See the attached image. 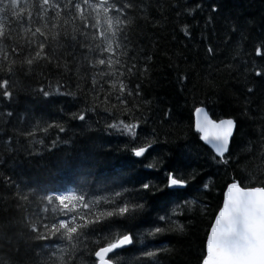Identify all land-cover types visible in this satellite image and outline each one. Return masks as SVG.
I'll list each match as a JSON object with an SVG mask.
<instances>
[{
  "label": "snow or ice",
  "instance_id": "obj_1",
  "mask_svg": "<svg viewBox=\"0 0 264 264\" xmlns=\"http://www.w3.org/2000/svg\"><path fill=\"white\" fill-rule=\"evenodd\" d=\"M189 3L194 6L172 5L174 11L180 9L176 11L177 17H184L180 32L191 37L195 27L192 21L205 10L210 13L206 25L217 19L225 22V28L231 24L233 33L239 31L242 38L251 42L245 53L247 59L242 64L243 79L234 87L246 101L252 102L253 97L264 98V31L254 34L247 22L241 24L232 15H225L223 0H189ZM137 6L136 0H0V72L4 73L0 77V165L7 163L5 156L14 159L22 139L27 141L24 150L34 156L37 154L35 146L45 145L43 138H37L38 133L47 134L54 128L59 133L66 132L57 121L36 120L33 123L27 108L17 111L19 81L12 77L17 71L34 74L37 67L43 69L45 65L51 69L54 63L59 69V61L46 51L49 33L55 40L62 25H76L77 22L81 36L95 42L94 47L91 43L80 44L81 48L93 53V59L84 55L92 70L90 82L86 80L84 88L77 84L72 91L58 81L54 88L50 84L47 89H32L31 94L39 98L45 109L51 107L61 113L62 119L79 121L77 126L81 128L87 125L86 131L91 130L89 121L93 116L97 117L93 121L97 126L103 121L102 131L108 136L121 137L123 144L117 150L136 158L134 163L143 164L152 155L150 150L159 142L156 129L151 133L143 132L142 123L146 125L149 117L138 114L135 98L141 95L140 84L130 87L136 64L130 67L122 64L117 55V50L124 48L123 42L128 40L126 29L131 22L128 14ZM14 34L29 35L31 39L26 41V52L23 46L12 47L11 52L18 59H9L4 41L12 40ZM72 39L75 41L76 36ZM206 52L211 57L216 49L208 46ZM71 55L75 57V52ZM64 67L66 71L71 70L67 61ZM181 79L186 80V77ZM257 110L264 111L259 104ZM249 114L252 118L256 115L250 103L241 110L242 116ZM164 116L171 119V110ZM194 117L199 141L211 147L212 163L218 168L229 166L234 156L231 145L242 121L236 117L215 119L206 106L195 107ZM258 134L264 145V125ZM59 139H52L47 150L52 151ZM261 158L264 159V153ZM146 167L163 171V179L157 183L142 178L131 188L123 184H105L96 189L92 187L93 181L82 180L77 189L62 186L46 190L41 197L38 219L33 221L31 216L25 217L26 232L15 231L11 222L0 226V242L13 249L11 257H0V264H33V256L44 254L47 259L43 264H123L121 252L133 245L137 237L129 231L114 229L144 213V201L148 196L166 199L163 214L156 217L146 232L139 234L142 241L165 232L185 235L191 227L190 216L200 205H203L199 207L200 213L208 215V205L198 196L185 195L194 184H198L194 189L197 193L212 191L213 185L202 173L195 169L188 171L183 166H164L162 158H153ZM132 176L134 172L130 180ZM220 196L205 230L197 264H264V173L247 172L229 177L220 189ZM20 198L28 199L27 196ZM161 250L140 249L145 264H153L151 258Z\"/></svg>",
  "mask_w": 264,
  "mask_h": 264
},
{
  "label": "trees",
  "instance_id": "obj_2",
  "mask_svg": "<svg viewBox=\"0 0 264 264\" xmlns=\"http://www.w3.org/2000/svg\"><path fill=\"white\" fill-rule=\"evenodd\" d=\"M136 2L137 8L128 14L131 20L126 29L128 40L123 42L124 48L117 50V55L122 64L126 63L129 67L136 64L130 87L140 84L141 95L135 98L139 106L138 114L149 117L146 125L142 123L143 132L151 133L156 129L159 142L150 150L152 155L143 164L134 163L136 158L117 150L123 144L122 138L108 136L102 131L103 121L97 126L93 122L97 117L93 116L89 121L91 130L86 131L87 125L81 128L77 126L79 121H68L67 117L62 119L61 113L51 107L45 109L39 98L31 94L32 89H47L50 84L54 88L58 81L75 91L77 84L84 88L86 80H91L92 70L84 55L93 59V53L81 48L80 44L91 43L94 47L95 42L81 36L79 22L76 25H62L58 29L60 34L57 39L53 40L49 33L46 47L54 60L59 61L60 68L57 69L54 63L51 69L46 65L43 69L37 67L34 74L25 75L17 71L12 79L19 81L17 111L22 112L27 108L33 123L36 120L57 121L66 128V132L59 133L54 128L49 129L47 134L38 133L37 138H43L45 145H36L37 154L34 156H29L24 150L27 141L23 139L14 159L5 156L7 163L0 165V226L11 222L15 231L26 232L25 217L31 216L33 221L38 219L41 197L46 190L62 186L77 189L82 180L93 181L94 189L105 184H123L131 188L142 178L159 183L164 172L148 169L146 165L153 158H162L164 166H183L188 171L195 169L213 185L212 191L207 194L194 191L198 184L185 193L198 196L203 204H207L208 215L200 213L199 207L203 206L200 205L191 214V227L185 235L165 232L142 241L139 234L146 232L156 217L163 214L166 199L146 197L145 212L114 229L129 231L137 237L133 245L121 252V260L123 264H145L140 249L147 247L154 251L162 249L151 258L153 264H197L205 230L221 199L220 189L225 181L247 172L264 173V159L261 158L264 145L258 134L264 125V111L257 110V104L264 109V98L253 97L252 102L246 101L234 87L243 79L242 64L247 59L245 53L250 49L251 42L242 38L241 32L233 33L231 24L225 28L223 20L217 19L206 25L210 14L207 10L192 21L195 26L192 36L185 37L179 30L184 17H177L176 11L180 9L174 11L172 5L194 6L189 0ZM223 2L225 15H232L241 24L247 22L248 29H254V34L264 31V0ZM74 27L77 28L75 32ZM73 35L76 36L75 41ZM29 39V35L14 34L12 40H5L9 59H18L11 52L12 47L23 46L26 52V41ZM208 46L216 49L214 56L210 57L206 52ZM73 52L75 57L71 55ZM121 52L127 55H120ZM66 61L70 71L65 70ZM3 76L4 73L0 72V77ZM182 77H186V80L182 81ZM248 103L256 112L254 118L251 114L248 117L241 115L243 106ZM205 106L215 119L236 117L242 121L231 145L234 156L229 166L218 168L214 165L209 156L212 150L199 141L195 132V107ZM169 110L171 119H166L164 113ZM57 137L60 138L57 146L48 151L47 144ZM22 196L28 199H21ZM12 255L13 249L0 242V257ZM46 259V254L32 257L33 264H43Z\"/></svg>",
  "mask_w": 264,
  "mask_h": 264
},
{
  "label": "water",
  "instance_id": "obj_3",
  "mask_svg": "<svg viewBox=\"0 0 264 264\" xmlns=\"http://www.w3.org/2000/svg\"><path fill=\"white\" fill-rule=\"evenodd\" d=\"M208 110V109H207ZM224 119H227V118H224ZM194 122H195V117H194ZM207 147H209L210 149H211V147L210 146H208V145H206ZM131 246V245H130ZM129 247V246H128Z\"/></svg>",
  "mask_w": 264,
  "mask_h": 264
}]
</instances>
